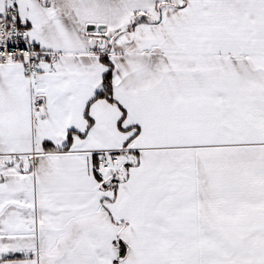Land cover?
<instances>
[{
  "label": "snow or ice",
  "instance_id": "obj_1",
  "mask_svg": "<svg viewBox=\"0 0 264 264\" xmlns=\"http://www.w3.org/2000/svg\"><path fill=\"white\" fill-rule=\"evenodd\" d=\"M0 264H264V0H0Z\"/></svg>",
  "mask_w": 264,
  "mask_h": 264
}]
</instances>
